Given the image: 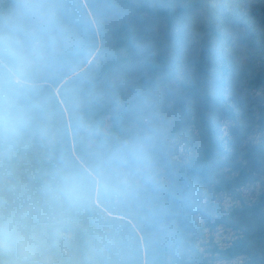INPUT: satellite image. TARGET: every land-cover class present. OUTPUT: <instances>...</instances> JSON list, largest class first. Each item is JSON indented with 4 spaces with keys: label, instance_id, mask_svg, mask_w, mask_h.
<instances>
[{
    "label": "trees",
    "instance_id": "16d2710c",
    "mask_svg": "<svg viewBox=\"0 0 264 264\" xmlns=\"http://www.w3.org/2000/svg\"><path fill=\"white\" fill-rule=\"evenodd\" d=\"M217 258L264 264V0H0V264Z\"/></svg>",
    "mask_w": 264,
    "mask_h": 264
},
{
    "label": "rangeland",
    "instance_id": "374dc122",
    "mask_svg": "<svg viewBox=\"0 0 264 264\" xmlns=\"http://www.w3.org/2000/svg\"><path fill=\"white\" fill-rule=\"evenodd\" d=\"M229 126L230 122L227 121L223 128L224 136L228 135L227 129ZM174 147L179 160L186 159L189 156V147L185 139L175 141ZM259 188L260 186L257 184L248 185L236 193L223 192L210 196V209L205 212L206 216L200 218L201 224L205 226L204 237L199 241V247L202 251L209 254L215 246L225 249L236 239L235 232L225 225L217 226L216 219L219 217V213L225 214L230 209L238 207L240 203L254 200ZM240 262V259L228 262L217 258L213 261V264H239Z\"/></svg>",
    "mask_w": 264,
    "mask_h": 264
}]
</instances>
